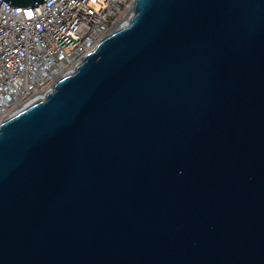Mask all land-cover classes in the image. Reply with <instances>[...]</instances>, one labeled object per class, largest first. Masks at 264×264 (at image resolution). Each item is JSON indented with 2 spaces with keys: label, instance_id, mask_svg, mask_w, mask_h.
Returning a JSON list of instances; mask_svg holds the SVG:
<instances>
[{
  "label": "water",
  "instance_id": "95a60500",
  "mask_svg": "<svg viewBox=\"0 0 264 264\" xmlns=\"http://www.w3.org/2000/svg\"><path fill=\"white\" fill-rule=\"evenodd\" d=\"M132 9L0 122V264H264V0Z\"/></svg>",
  "mask_w": 264,
  "mask_h": 264
},
{
  "label": "built area",
  "instance_id": "2783aa9c",
  "mask_svg": "<svg viewBox=\"0 0 264 264\" xmlns=\"http://www.w3.org/2000/svg\"><path fill=\"white\" fill-rule=\"evenodd\" d=\"M135 0H0V122L49 90L127 20Z\"/></svg>",
  "mask_w": 264,
  "mask_h": 264
},
{
  "label": "bare ground",
  "instance_id": "6f19581e",
  "mask_svg": "<svg viewBox=\"0 0 264 264\" xmlns=\"http://www.w3.org/2000/svg\"><path fill=\"white\" fill-rule=\"evenodd\" d=\"M125 21H126V20H125ZM125 21H124V22H125ZM124 22H122V23H124Z\"/></svg>",
  "mask_w": 264,
  "mask_h": 264
}]
</instances>
